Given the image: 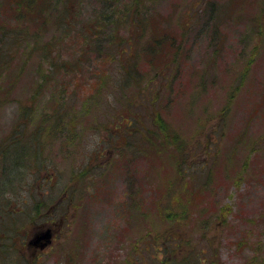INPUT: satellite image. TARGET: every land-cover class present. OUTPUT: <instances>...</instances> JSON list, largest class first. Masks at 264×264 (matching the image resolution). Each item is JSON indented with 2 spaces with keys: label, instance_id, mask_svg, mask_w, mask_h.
Segmentation results:
<instances>
[{
  "label": "rangeland",
  "instance_id": "obj_1",
  "mask_svg": "<svg viewBox=\"0 0 264 264\" xmlns=\"http://www.w3.org/2000/svg\"><path fill=\"white\" fill-rule=\"evenodd\" d=\"M0 168V264H264V0H0Z\"/></svg>",
  "mask_w": 264,
  "mask_h": 264
},
{
  "label": "trees",
  "instance_id": "obj_2",
  "mask_svg": "<svg viewBox=\"0 0 264 264\" xmlns=\"http://www.w3.org/2000/svg\"><path fill=\"white\" fill-rule=\"evenodd\" d=\"M43 4V3H42ZM67 8H69V6H68V3H67ZM104 10H106V9H104ZM68 14V13H67ZM143 25H144V23H143ZM144 27H145V25H144ZM261 32H262V30H261ZM139 39V38H138ZM153 39L154 40H149L148 42H147V45H146V49H149V51H151V49H152V47H153V45H154V43H156V42H158V43H160L161 41H163V42H165V38L164 37H161L160 39H156L155 37H153ZM158 40V41H157ZM179 47V46H178ZM145 49V50H146ZM131 54H132V52H131ZM136 58H137V55L136 54H134V52H133V60H132V62L134 61V60H136ZM28 58H27V60H26V62H28ZM126 71H128V69H125ZM131 70V69H130ZM133 70H135V69H133ZM130 73H132V71L130 72ZM21 76H22V74H21ZM45 81L47 80V78H45L44 79ZM44 81V82H45ZM44 82L42 83H39L38 84V86H37V88H36V93H38V92H40V91H42L43 89H44ZM54 86H56V84L54 85ZM64 90V89H63ZM35 93V94H36ZM35 95H32V99H33V97H34ZM64 106V105H63ZM24 110H25V108H24ZM25 111H27V110H25ZM57 113H59L58 112V110H55V114L56 115H58ZM22 116V115H21ZM157 118H160L159 117V113L157 114ZM49 120L48 119H43V120H40V124L37 126V132L35 133V135H34V137L36 138H39V136L38 135H40V134H42V132H44L45 131V127H47L46 125H45V123H47ZM160 121V120H159ZM162 125V124H161ZM163 127H161V129H164V127L166 128V126L165 125H162ZM52 130L51 131V133H54V131L58 134V135H60L61 137L62 136H64V137H67V134L68 133H70L69 131H67V129L66 128H64L63 127V125L62 124H60L59 126H57V125H51L50 126V128L48 129V130ZM48 130H46V132H47V134H48ZM20 131V130H19ZM19 131L17 132V134L14 136V137H16V136H18V133H19ZM150 132V136H152L153 135V133L151 132V131H149ZM152 133V134H151ZM13 137V138H14ZM153 137V136H152ZM36 138V139H37ZM153 139H155L154 137H153ZM154 141V144H155V140H153ZM1 169V168H0ZM1 192H3L1 189H0V193ZM3 194H4V197H5V191L3 192ZM3 208H5L3 205H0V209H3ZM48 207H43V208H41V206H40V204L39 203H37V206L35 205L34 206V208H33V211H32V213L30 214V215H32V216H29L28 217V220H29V222H32V221H34V220H36L37 221V219H38V217L37 216H42L43 215V213H42V210H44V209H47ZM9 213H3L2 214V220H1V225L2 226H0V234H1V237H0V239L1 238H3L4 236H6V234H8L9 233V235H10V232H11V235H12V239L10 238V243L9 244H6V243H1L2 245H3V249L1 250L0 249V254H2V256L3 257H5V255L7 254H9L10 256H12V254L14 255V253H16V252H18L19 250H20V248H22L23 246H24V244H25V242L23 241L24 240V238H21L20 236H21V231H20V227L19 228H16L15 227V224H16V221L15 220H12V219H14L13 217H12V215L13 214H15V213H10V211H8ZM9 217V218H8ZM9 220V221H8ZM12 220V221H11ZM10 224H11V229H10ZM7 225H9V228H8V230H6L5 229V227L7 226ZM5 226V227H4ZM10 237V236H9ZM17 238H20L19 240L17 239ZM12 241V242H11ZM13 258H14V256H13Z\"/></svg>",
  "mask_w": 264,
  "mask_h": 264
},
{
  "label": "water",
  "instance_id": "obj_3",
  "mask_svg": "<svg viewBox=\"0 0 264 264\" xmlns=\"http://www.w3.org/2000/svg\"><path fill=\"white\" fill-rule=\"evenodd\" d=\"M51 238H52L51 231L48 230L42 235H38L34 240L30 242V244L32 243L36 245L41 243L42 240H45L49 244L51 242Z\"/></svg>",
  "mask_w": 264,
  "mask_h": 264
},
{
  "label": "clouds",
  "instance_id": "obj_4",
  "mask_svg": "<svg viewBox=\"0 0 264 264\" xmlns=\"http://www.w3.org/2000/svg\"><path fill=\"white\" fill-rule=\"evenodd\" d=\"M106 99L111 103L115 102V97L111 93L106 94ZM89 147H94V145L90 144Z\"/></svg>",
  "mask_w": 264,
  "mask_h": 264
},
{
  "label": "flooded vegetation",
  "instance_id": "obj_5",
  "mask_svg": "<svg viewBox=\"0 0 264 264\" xmlns=\"http://www.w3.org/2000/svg\"><path fill=\"white\" fill-rule=\"evenodd\" d=\"M35 252H37V250H35Z\"/></svg>",
  "mask_w": 264,
  "mask_h": 264
}]
</instances>
